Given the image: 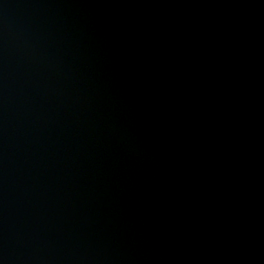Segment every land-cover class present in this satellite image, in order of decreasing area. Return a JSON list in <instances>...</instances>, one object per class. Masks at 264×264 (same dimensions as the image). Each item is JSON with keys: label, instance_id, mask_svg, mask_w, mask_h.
I'll use <instances>...</instances> for the list:
<instances>
[{"label": "water", "instance_id": "water-1", "mask_svg": "<svg viewBox=\"0 0 264 264\" xmlns=\"http://www.w3.org/2000/svg\"><path fill=\"white\" fill-rule=\"evenodd\" d=\"M0 264H264V0H0Z\"/></svg>", "mask_w": 264, "mask_h": 264}]
</instances>
